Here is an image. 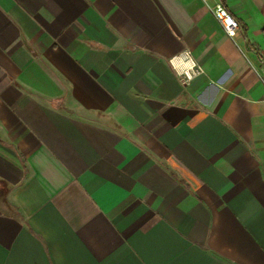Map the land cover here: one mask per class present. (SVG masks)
I'll return each mask as SVG.
<instances>
[{
  "label": "crops",
  "instance_id": "obj_1",
  "mask_svg": "<svg viewBox=\"0 0 264 264\" xmlns=\"http://www.w3.org/2000/svg\"><path fill=\"white\" fill-rule=\"evenodd\" d=\"M0 264H264V0H0Z\"/></svg>",
  "mask_w": 264,
  "mask_h": 264
},
{
  "label": "built area",
  "instance_id": "obj_2",
  "mask_svg": "<svg viewBox=\"0 0 264 264\" xmlns=\"http://www.w3.org/2000/svg\"><path fill=\"white\" fill-rule=\"evenodd\" d=\"M211 11L216 20L222 25L226 34L235 39L242 30V26L236 16L221 3L214 4ZM170 63L186 84L190 82L194 75L201 72V67L189 50H183L178 55L171 57Z\"/></svg>",
  "mask_w": 264,
  "mask_h": 264
}]
</instances>
